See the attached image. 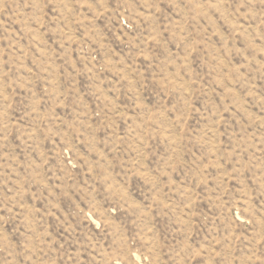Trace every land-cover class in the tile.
Masks as SVG:
<instances>
[{
  "label": "rangeland",
  "instance_id": "1",
  "mask_svg": "<svg viewBox=\"0 0 264 264\" xmlns=\"http://www.w3.org/2000/svg\"><path fill=\"white\" fill-rule=\"evenodd\" d=\"M0 264H264V0H0Z\"/></svg>",
  "mask_w": 264,
  "mask_h": 264
}]
</instances>
